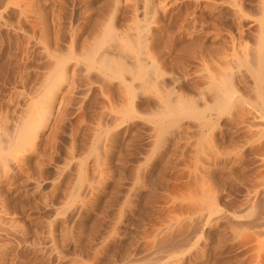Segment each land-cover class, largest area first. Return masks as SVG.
Masks as SVG:
<instances>
[{
  "label": "rangeland",
  "instance_id": "rangeland-1",
  "mask_svg": "<svg viewBox=\"0 0 264 264\" xmlns=\"http://www.w3.org/2000/svg\"><path fill=\"white\" fill-rule=\"evenodd\" d=\"M263 7L0 0V264H264Z\"/></svg>",
  "mask_w": 264,
  "mask_h": 264
},
{
  "label": "bare ground",
  "instance_id": "bare-ground-1",
  "mask_svg": "<svg viewBox=\"0 0 264 264\" xmlns=\"http://www.w3.org/2000/svg\"><path fill=\"white\" fill-rule=\"evenodd\" d=\"M264 8V7H263ZM261 11H263V9L261 10ZM264 15V14H263ZM262 15V16H263ZM263 19H261V21H262ZM263 23V22H262ZM264 24V23H263ZM262 24V25H263ZM263 29V28H262ZM260 31H261V29H260ZM261 32H264V31H261ZM260 35V34H259ZM263 37V35H261V37H260V39ZM262 43H263V40L261 41ZM263 45V44H262ZM243 48V47H242ZM264 48V47H263ZM260 49V48H259ZM262 53V54H261ZM260 54H261V56L260 57H258V59H260V62H259V67H258V69L256 68V70L257 71H255L256 72V74H255V72H254V74H255V76L257 77V78H255V76H254V78L255 79H259V80H261L262 81V79L264 80V51L262 50V52H261ZM258 54H259V52H258ZM245 55V54H244ZM243 55V56H244ZM241 59V58H240ZM257 60V59H256ZM226 61V60H225ZM241 61V60H240ZM246 61V60H245ZM258 61V60H257ZM237 62V61H236ZM224 63V62H223ZM246 63V62H245ZM250 63V62H249ZM225 65V64H224ZM230 65V64H229ZM255 65V64H254ZM226 66V65H225ZM239 66H241V64L239 65ZM250 67V69H251V66H249ZM255 67H256V65H255ZM222 69V68H221ZM249 69V70H250ZM253 70V69H252ZM255 70V69H254ZM223 71H224V69H223ZM221 72V71H220ZM252 72V71H251ZM226 74V73H225ZM224 75V74H223ZM219 76V75H218ZM217 76V77H218ZM253 76V75H252ZM225 78V77H224ZM221 79V78H220ZM226 79V78H225ZM212 81H213V78H212ZM224 81V80H223ZM214 82V81H213ZM230 82V81H229ZM259 82V81H258ZM221 85H222V83H221ZM228 85V84H227ZM227 85H225L224 84V86H226L227 87ZM264 85V84H263ZM232 86V85H231ZM221 88L223 87V86H220ZM220 88V89H221ZM224 88V87H223ZM230 88V87H229ZM261 88V87H260ZM219 89V90H220ZM232 89V88H231ZM221 90H225V89H221ZM227 91V90H226ZM225 91V92H226ZM229 91V90H228ZM234 91V90H233ZM219 92V91H218ZM221 92V91H220ZM260 92V91H259ZM262 93V92H261ZM219 96V95H218ZM221 97V96H220ZM222 97H223V95H222ZM223 99H224V97H223ZM227 99V98H226ZM221 100V99H220ZM222 103H224V102H222ZM221 103V104H222ZM217 104V103H216ZM3 140V139H2ZM12 140V139H11ZM13 141V140H12ZM12 143V142H11ZM3 143L1 142V140H0V147H1V145H2ZM9 144V143H8ZM1 149V148H0Z\"/></svg>",
  "mask_w": 264,
  "mask_h": 264
}]
</instances>
